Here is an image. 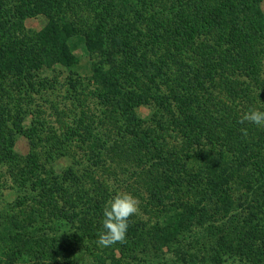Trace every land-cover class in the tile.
Instances as JSON below:
<instances>
[{"label": "trees", "instance_id": "16d2710c", "mask_svg": "<svg viewBox=\"0 0 264 264\" xmlns=\"http://www.w3.org/2000/svg\"><path fill=\"white\" fill-rule=\"evenodd\" d=\"M260 1L0 0V166L30 191L0 264L264 263ZM39 15L47 26L26 30ZM77 153L59 175L40 157Z\"/></svg>", "mask_w": 264, "mask_h": 264}, {"label": "rangeland", "instance_id": "374dc122", "mask_svg": "<svg viewBox=\"0 0 264 264\" xmlns=\"http://www.w3.org/2000/svg\"><path fill=\"white\" fill-rule=\"evenodd\" d=\"M257 9H260L264 12V0L259 2ZM48 24V19L45 16H34L30 17L25 21V29L28 31L39 32L42 31ZM69 46L71 51L74 53L76 58L79 59V67H76V71L81 76L89 75V58L85 52V41L82 37L76 36L69 41ZM92 105H96L94 99ZM151 109L148 107H140L137 109L136 113L139 117H149L151 114ZM41 149V148H40ZM43 151V149H41ZM14 153L20 156V159L23 160L24 157L28 156L30 153V144L29 141L23 137L19 136L14 145ZM42 163H44L50 170L55 174L59 175L66 172L69 168L74 167V162L83 161V158L86 161V158L81 153H77L75 158H70L69 156H60L54 160L47 161L48 159L44 155H40ZM19 171V168H10L3 164V168L0 166V235H4L8 232H11V228L9 223L6 222L7 218L11 217L18 211V203L21 200H24L27 196H25L26 188H22L15 181V175ZM255 178H258L256 175ZM263 180V179H262ZM29 187V185H26ZM240 192L238 193L242 198V201L249 199H256L255 194L249 191L248 189L240 188ZM30 190V188H29ZM123 199L128 207V215L134 216L133 218L136 220H146L147 217L143 215L140 207V201L137 196L130 189H123L120 191ZM264 222V220H263ZM151 224H154L152 222ZM104 247V245H103ZM77 259L82 264H97V261L94 257L91 256H77ZM104 260V259H102ZM106 264H111V260L107 261ZM255 264V263H253ZM264 264V263H261Z\"/></svg>", "mask_w": 264, "mask_h": 264}]
</instances>
